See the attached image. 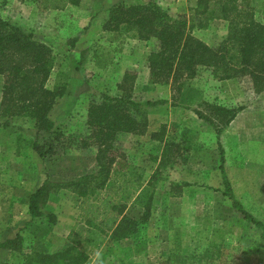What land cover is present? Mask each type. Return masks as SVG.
<instances>
[{
	"label": "rangeland",
	"instance_id": "rangeland-1",
	"mask_svg": "<svg viewBox=\"0 0 264 264\" xmlns=\"http://www.w3.org/2000/svg\"><path fill=\"white\" fill-rule=\"evenodd\" d=\"M138 1L145 0H84L61 12L40 10L33 0H0V16L52 49L54 63L46 86L62 89L48 115L50 131L37 132L25 117L0 127V242L21 235L24 253L54 252L69 245L65 236L73 221H79L82 198L62 186L53 189L57 194L44 210L54 213L57 221L47 226L35 220L36 232L27 222L22 224L26 200L45 180L64 183L96 172L95 147L80 143L88 134V104L129 93L136 101H149L144 106L147 125L143 132L118 135L119 162L112 165L110 179L97 197L95 192L89 200L108 196L126 204L124 213L139 219L135 199L145 191V197H152L150 216L135 233L91 253L92 264H264L259 229L223 193L215 130L194 112L205 111L203 103L242 108L219 136L224 174L235 199L264 220V91L257 92L247 75L220 80L204 67L184 83L181 94L173 92L169 82L153 83L147 56L156 40H139L131 32L110 42L101 29L111 6ZM155 1L173 17L188 13L196 3ZM238 7L234 14L242 8L240 1ZM257 20L264 22V17ZM228 30V20H216L192 34L215 47ZM99 47L112 56L104 70L93 57ZM2 83L0 75V104ZM59 133L62 139H71L64 149L62 141L53 140ZM32 141L51 152L39 155L31 148ZM122 169L124 178L115 173ZM138 183L141 192L132 188ZM11 213L20 218L8 220ZM41 228L46 230L44 238ZM22 262L20 254L0 248V264Z\"/></svg>",
	"mask_w": 264,
	"mask_h": 264
},
{
	"label": "trees",
	"instance_id": "trees-1",
	"mask_svg": "<svg viewBox=\"0 0 264 264\" xmlns=\"http://www.w3.org/2000/svg\"><path fill=\"white\" fill-rule=\"evenodd\" d=\"M33 1L40 10H64L68 5H79L81 0ZM239 1L242 8L238 14H234L239 9ZM257 17H264V0H196L188 13L176 17L155 0H145L111 6L102 28L110 42L123 40L131 32L139 40L155 39L157 46L147 56L150 80L153 83L169 82L176 94H181L184 83L194 79L201 67L210 69L220 80L247 75L254 89L261 92L264 91V22L257 20ZM216 20L229 21V30L217 46L212 47L192 34L193 30L207 28ZM93 57L96 66L103 70L112 62L110 51L103 47L96 48ZM53 63L54 54L47 44L0 16V75L3 78L0 127L6 128L13 119L25 117L37 132L52 129L48 115L62 91L46 86ZM148 104L149 101L132 99L129 93L91 100L86 116L88 134L81 138L80 143L84 148L95 147L96 172L64 183L45 180L30 194L28 210L31 220L27 226H32L34 232L37 231V219L47 226L57 221L54 213L44 210L53 189L62 186L84 199L79 207L84 225L73 229L71 237H68V246L54 252L33 250L24 253L21 248L23 237L17 234L13 239L0 242V248L20 254L22 264H92L93 250L101 248L103 244L107 246L111 240L135 233L150 216V194L145 197L144 191L141 195L138 193L135 199L140 206L139 219L124 213V203L114 202L108 196L98 201L89 200V197L95 192L97 197L98 191L110 179L112 165L119 162L120 148L116 147L118 135L144 131L147 125L144 106ZM203 105L205 111L195 109L194 112L215 130L220 150L219 169L225 186L223 193L243 218L259 229L260 237L264 240V220L255 218L235 199L224 174L219 136L242 108H229L216 103ZM62 136V133L56 134L53 140L62 141L64 149L71 139H62ZM31 148L39 155L51 152V149L43 151L37 141L31 142ZM118 172L125 177L124 169L115 171ZM132 188L138 192L141 186L138 183ZM40 236L46 237L45 228H41Z\"/></svg>",
	"mask_w": 264,
	"mask_h": 264
},
{
	"label": "crops",
	"instance_id": "crops-1",
	"mask_svg": "<svg viewBox=\"0 0 264 264\" xmlns=\"http://www.w3.org/2000/svg\"><path fill=\"white\" fill-rule=\"evenodd\" d=\"M84 2V0H81L80 1V3L79 4H82ZM68 6H72V7H74V5H68ZM66 9V8H65ZM57 11H63V10H57ZM104 24V23H103ZM101 29L103 30V28H102V26H101ZM104 31V30H103ZM120 49V48H119ZM115 61H116V57H115ZM39 187V186H38ZM36 190V189H35ZM35 190H33L32 192H34ZM66 190H69L68 188H65L64 189V191L65 192H71V190L70 191H66ZM64 191H62V192H64ZM31 192V193H32ZM30 193V194H31ZM74 193V192H73ZM30 194H29V196H30ZM56 192H54V191H52L51 192V195L49 196V199L48 200H51V198L53 197L54 198V196H56ZM59 194V193H58ZM29 196H28V198H29ZM28 198H27V200H26V203H25V211L23 212V222H22V224L23 225H25L26 224V222L28 223V221H30L31 220V217H30V214H29V210H28ZM80 207V201H79V204H78V208ZM80 211V210H79ZM8 220H11V219H13V218H15L16 220L17 219H19L20 218V216H16L15 215V213H11V215H8ZM12 223L14 224V223H16V222H14V220L12 221ZM84 223V219L81 217V214H80V216H79V221L77 222V223H75V221H73V223H72V225H71V227H70V229L68 230V232L66 233V238H68V237H71L70 236V234H71V232L73 231V229L75 230L78 226H80V225H82ZM23 225H21V226H23ZM84 225V224H83ZM74 226V227H73ZM79 228V227H78ZM69 241V240H68ZM69 244H70V242H68ZM105 247V244H103L102 245V247L101 248H99V249H97V250H93L91 253H93L94 251H101L103 248ZM92 255V254H91Z\"/></svg>",
	"mask_w": 264,
	"mask_h": 264
}]
</instances>
